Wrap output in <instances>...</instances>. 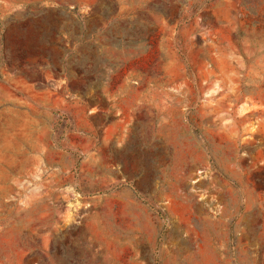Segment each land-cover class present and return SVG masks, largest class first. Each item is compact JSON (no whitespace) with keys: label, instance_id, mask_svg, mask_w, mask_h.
<instances>
[{"label":"rangeland","instance_id":"1","mask_svg":"<svg viewBox=\"0 0 264 264\" xmlns=\"http://www.w3.org/2000/svg\"><path fill=\"white\" fill-rule=\"evenodd\" d=\"M0 264H264V0H0Z\"/></svg>","mask_w":264,"mask_h":264}]
</instances>
